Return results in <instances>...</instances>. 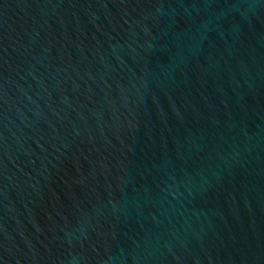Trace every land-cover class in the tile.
<instances>
[{
  "label": "water",
  "instance_id": "obj_1",
  "mask_svg": "<svg viewBox=\"0 0 264 264\" xmlns=\"http://www.w3.org/2000/svg\"><path fill=\"white\" fill-rule=\"evenodd\" d=\"M0 264H264V0H0Z\"/></svg>",
  "mask_w": 264,
  "mask_h": 264
}]
</instances>
